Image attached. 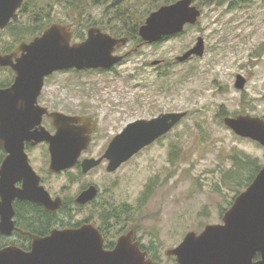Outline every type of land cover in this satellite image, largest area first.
I'll return each instance as SVG.
<instances>
[{
	"label": "rangeland",
	"instance_id": "374dc122",
	"mask_svg": "<svg viewBox=\"0 0 264 264\" xmlns=\"http://www.w3.org/2000/svg\"><path fill=\"white\" fill-rule=\"evenodd\" d=\"M40 2L37 7L44 8L52 22L73 27V44L90 26L118 37L109 29L124 26L117 20L123 18L118 17L120 9H132L131 17L143 24L161 7H157L161 0H106L98 4L73 0V6L56 0L51 9L48 0ZM193 5L201 15L180 34L150 45L130 41L118 53L129 56L112 70L56 73L46 81L40 98L50 109L93 119L96 128L81 158L100 156L108 141L131 122L187 112L171 132L117 171L107 173L102 165L87 175H76L77 191L90 183L99 191L97 201L115 209H131L122 233L131 229L145 245H152L151 256L158 264H177L166 252L179 245L187 233L199 234L207 225L221 224L234 199L247 188L243 184L252 169L264 165V148L236 136L220 117L223 107L226 117L250 115L264 120V0ZM20 20L25 25L31 23L27 17ZM48 22L41 21L35 29L41 30ZM199 37L204 41L203 56L178 62ZM154 61L162 64L152 66ZM237 75L246 80L243 90L234 87ZM41 155L38 151L32 154L37 167L43 165ZM44 163L46 170L47 160ZM230 172L231 181L226 179ZM73 175L49 181L54 189H66ZM237 179L242 180L239 186ZM87 214L82 212L79 218ZM91 220L98 222L96 215Z\"/></svg>",
	"mask_w": 264,
	"mask_h": 264
},
{
	"label": "water",
	"instance_id": "95a60500",
	"mask_svg": "<svg viewBox=\"0 0 264 264\" xmlns=\"http://www.w3.org/2000/svg\"><path fill=\"white\" fill-rule=\"evenodd\" d=\"M21 2L22 0H0V24L4 25L11 18ZM200 15L201 12L193 6L192 0H178L150 13L138 28V36L143 44L161 42L164 38L180 34L185 26L194 25ZM70 40V30L56 23L26 46V56L14 67L21 85L27 84L22 82V78H29L30 96L29 104L23 107L25 113L35 108L34 103L43 87V79L52 73L72 69L110 70L126 56L114 55V51L115 48L125 47L128 38L117 39L97 28L89 29L87 38L81 43L70 45ZM203 53L204 41L199 37L195 46L179 57L178 62H184L192 56L202 57ZM0 63L6 65V60L0 59ZM159 63L154 61L151 65L157 66ZM245 84L243 76L235 77V89L243 90ZM14 90L15 87L0 91V149L9 156L0 170V232L4 235H10L13 230L12 200L15 197L30 198L25 189L9 192L6 186V174L12 168L11 160L19 154L24 157V140L50 143V171L59 172L73 167L81 152L87 148L89 140L85 134L91 132L78 129L73 136L74 130L71 131L70 123L80 119L51 114L49 116L56 127L54 136L45 129H41L40 138L26 133L10 135L7 101ZM186 116L187 112L167 113L150 120H136L127 124L112 139L102 157L108 161L106 171L115 172L121 164L168 134ZM15 122L21 128L24 126L25 132L34 123L32 117L29 116L28 119L26 114L24 121L21 118ZM223 123L236 136L254 141L264 148L262 118L238 115L225 117ZM73 140L77 142L76 145H73ZM57 143H61V149ZM63 148H68V153H60ZM102 159L83 160L82 172L87 173L98 166ZM23 168L26 174H33L26 159ZM95 196L96 189L90 187L79 196L77 202L85 204ZM33 200L40 201L36 198ZM133 236L132 230L126 232L118 238L112 250L105 251L101 235L91 225L78 231L54 232L47 238L34 237L28 252L15 247L0 250V264H153L152 260L146 259L147 253L140 250L139 243L133 242ZM166 254L175 257L177 264H264V165L247 188L234 199L231 207L224 213L221 224L207 225L199 234L187 233L181 243ZM257 254L260 259L254 261Z\"/></svg>",
	"mask_w": 264,
	"mask_h": 264
},
{
	"label": "flooded vegetation",
	"instance_id": "af4514ba",
	"mask_svg": "<svg viewBox=\"0 0 264 264\" xmlns=\"http://www.w3.org/2000/svg\"><path fill=\"white\" fill-rule=\"evenodd\" d=\"M54 1L56 0H48L47 6L49 9L54 7L53 5ZM64 1L65 3H69L71 6H73V0H69V1L64 0ZM43 3L44 0H41L39 5ZM37 6H38V0H22L21 6L16 10V12L11 16V18L4 25L3 23L0 24V59L6 60V65H1L0 63V72L5 73L4 76L0 75V91L10 90L15 87V90L12 92L9 100L7 101L9 107V110L7 112V117L9 118L8 119L9 128L11 130L9 134L15 136V135H23L26 133L31 137L40 138L42 135L41 129H45L51 136H54L56 134V127L53 126V119L49 115L60 114L68 118L80 119L79 121L70 123L71 131L74 130L73 136H75L76 130L78 129L91 130L90 133L85 134V137H88L89 140L87 144V148H88L94 134L93 131L96 128V125L94 124L92 118L86 116L68 114L67 112L64 111L63 112L56 111L54 109H50L44 106L40 102L42 90L46 81L56 73L73 71V69L54 72L51 75L45 77L43 79V87L41 88L34 103L35 108L32 111L27 110L26 113L23 109L24 106L29 104V100H28L30 96V88L28 84L29 78L28 77L22 78V82L25 81L27 82V84L24 85L22 83L21 85V82L19 81V76L17 75V71L14 69V67L18 65V63L20 62L21 59L24 58V56H26L27 54L26 46H28L35 38L40 37L42 33L45 30H47L51 25L56 24L52 22L49 14L47 15L44 14L45 12L44 8H39ZM36 7L38 9H42L43 11L42 15L41 16L33 15L32 17L31 11L36 9ZM23 17L30 18V21L39 20V19H41V21H45L46 19H48L51 22H48V26L46 27L44 25L45 28L43 27L41 30L37 31L34 27H32L31 23L30 24L27 23V25L23 24L22 21L20 20V19L23 20ZM59 24L70 30L71 32L70 45H73V37L74 35H76L75 33L73 34V27H68L67 25H64V23L61 22H59ZM91 28H97L98 30H100V32L106 34V32L103 31L104 28L90 26L88 29H86L85 34L84 35L82 34L83 35L82 39L77 38L78 40L77 43H81L87 38L88 30ZM114 38L119 39L122 37H114ZM129 43L130 41L128 42V44ZM127 46L115 48L114 55L123 56L127 54L124 58L126 59L129 56V53H122V54H118V53H120L121 52L120 50L125 49ZM123 60L121 62H123ZM160 64H162V61H160L158 65ZM113 68H111L110 70H112ZM15 107L19 109L15 110L14 109ZM25 114L28 119L30 116L34 121L33 125L31 127H28L26 132L24 131V126H22L21 128L20 124H16L15 122L16 119L20 121L21 118L22 121H24ZM85 123H87L86 124L87 128L85 127ZM16 129H18L19 133L16 131ZM116 135H114L108 141L103 153L100 156L95 158L94 157L81 158L82 154L85 153V151L87 150L86 148L81 152L79 158L77 159L76 163L73 165L72 168L59 172L50 171V161H51L50 151H49L50 143H48L47 141H41L36 143L34 140L31 141L24 140V142L22 143V153L24 157L21 154H19L15 156L13 159L11 158L12 160L10 162V166L12 168L10 169L11 171L6 174V179L8 180L6 186H8L7 188L9 189L8 190L9 192H13L14 190L20 191L25 189L26 191H28V195L30 198L21 199L15 197L12 200L11 207L13 214L11 220L13 222V230L10 235H4L0 232V250H3L8 247H15L22 251L28 252L31 250L32 241L34 237L47 238L50 237L54 232L78 231L82 227L90 226V225L93 226V228H95L97 232L101 235L103 241V249L105 251L112 250L118 238L121 235L125 234L122 233L125 230L124 228L125 225L123 224V226L118 230L115 228L116 227L115 225L111 228H108L109 224L105 225L101 219L102 217H104L105 212L113 207H111L110 204L107 205L108 203L104 202V204H102L100 201H97L99 191L95 187L94 188L96 189V196L91 201L85 204H79L77 202L79 196L93 186L92 184L87 183L84 186H82L79 189V191H77L75 185L77 180L76 178L77 173L80 175H87L91 171L97 169L102 165H105V171H106L108 166V161L106 159H102V157L105 151L107 150V148L109 147L112 139ZM163 137L159 138L154 143L159 142ZM57 144L58 146H60L59 149H61V143H57ZM74 144L76 145L77 142L73 140V145ZM35 151L42 153V155L40 156V160L43 162V165L39 164V167H37L32 162V154ZM60 153H68V148H63V150H61ZM46 155L47 158L45 157ZM8 157H9L8 154H6L3 149H0V170L3 165V162ZM25 159L27 165L29 166L33 174L31 173L26 174V170L24 172L23 164L25 165ZM85 159H95V160L102 159V160L98 166L90 169L87 173H83L81 163ZM46 160H47V169L45 170L44 168H46V165L44 161ZM125 163L121 164L120 167L123 166ZM72 172L74 174L73 178L68 180L70 184H68L66 189L63 187L54 189L53 185L49 181L50 180L49 178L58 177L61 175H65L67 173L71 174ZM0 179H2L1 176ZM73 188L75 189L73 191V194H69L71 193ZM35 198L39 199L40 201L39 202L34 201L33 199ZM88 209L91 210V212ZM82 212L88 213L86 218H79ZM94 215H96L98 222L95 221L93 222L91 220ZM133 242H138L140 250L142 252L147 253L146 259L151 260L148 253L151 252L154 249V247L150 244L145 245L140 238L138 239L135 236V232L133 236ZM155 245L157 247V244ZM259 259L260 256L257 254L254 258V261H257Z\"/></svg>",
	"mask_w": 264,
	"mask_h": 264
},
{
	"label": "trees",
	"instance_id": "16d2710c",
	"mask_svg": "<svg viewBox=\"0 0 264 264\" xmlns=\"http://www.w3.org/2000/svg\"><path fill=\"white\" fill-rule=\"evenodd\" d=\"M105 1L106 0H95V4L103 3ZM108 1L112 2V0H108ZM176 1H178V0H161V4H159V6H157V7L170 5V4L175 3ZM192 1H193L194 4L196 3L198 5V8H199L202 5L219 4V2L221 0H192ZM248 1L249 0H244V1L242 0V2H248ZM152 2H154V0H152ZM42 12H43L42 9H38L36 7V9L31 11V14H32V17H33V15L41 16ZM132 14H133V10L129 9V8H125L124 10H122V9L118 10V17H119V15H121V17H123L122 21L119 20V18H117L118 23H122V24H124V26L121 27V28L120 27H115L113 29H109V31H111L112 35H114V36L117 35L118 37L128 38L129 41H140V39L138 37V28L142 25V23H137L135 20H138V19H133V17H131V16H133ZM112 17H114V15H112ZM46 18H47V16H46ZM114 20H115V18H114ZM40 22H41V19L34 20V21H31V25L34 28H36V27L40 28V26L38 25ZM79 38L82 39L83 35H81ZM164 40H166V39H164ZM226 116H227V114H226L225 109L223 107H221V109H220V117L224 119ZM242 161L243 160L240 161L238 158H236V162H238L239 164H241ZM253 166H255V165H253ZM259 169H260L259 166H255L252 169L251 175L245 180V181H247V183H244L243 186L247 187L248 183H250L252 181V179L254 178L256 173L259 171ZM253 172L255 173L254 175H253ZM226 179L229 180V181L233 180V173L232 172L228 173L226 175ZM239 180L240 179H237V181H236L237 186H239L241 184L240 182L242 180L241 181H239ZM129 216H132L131 209L126 207V206H124L121 209H118V208H116V209L115 208L108 209L105 212V215H104V217H102L101 220H102V222L105 225L109 224L108 228H111L114 225L116 227H120L121 228L123 226V224L125 226L128 224V222L130 221V217ZM123 217H125L124 222H121V218H123ZM148 255L152 259L153 264H158V262L156 261V258L150 256L151 252H149Z\"/></svg>",
	"mask_w": 264,
	"mask_h": 264
}]
</instances>
